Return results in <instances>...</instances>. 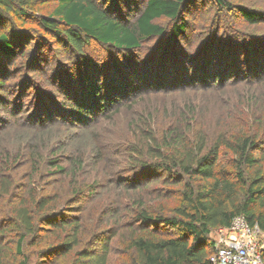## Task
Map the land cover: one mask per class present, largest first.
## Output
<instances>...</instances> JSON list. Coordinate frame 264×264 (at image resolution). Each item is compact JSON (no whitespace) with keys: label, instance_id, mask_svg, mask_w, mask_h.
Returning a JSON list of instances; mask_svg holds the SVG:
<instances>
[{"label":"trees","instance_id":"trees-1","mask_svg":"<svg viewBox=\"0 0 264 264\" xmlns=\"http://www.w3.org/2000/svg\"><path fill=\"white\" fill-rule=\"evenodd\" d=\"M17 1L27 0H0V22L15 11ZM195 1L145 0L137 10L139 4L134 0H104L109 3L105 7L94 0H58L53 17L41 20L51 40L11 24L7 33H0V103L4 102L1 93L10 69L8 61L13 64L17 56L24 59L16 69L28 75L29 70L48 65L46 49L53 53L56 46L67 51L58 65L56 83L63 98L55 106L56 115L80 123L129 95L152 89L207 88L230 79H263L264 38L260 35L240 32L222 22L215 27L210 23L196 34V49L186 48L192 30L186 15ZM215 2L227 11L235 6L251 23L262 19V12L225 0ZM135 12L133 19L125 17ZM155 39L151 55L142 57L143 45ZM25 41L33 42V47L28 50ZM93 41L114 50L117 61L88 57L85 51ZM26 74L24 84L29 83ZM179 121L169 125L161 138L152 136L144 159L137 160L144 181L162 184L161 195H175L179 204L173 215L137 204L132 219L136 234L129 241L134 253L131 264H213L210 232L229 226L237 216L264 231V148L260 140L244 132L209 134L198 114ZM226 155L230 156L227 163ZM51 163L56 171L65 170ZM82 187L76 195L93 194L89 184ZM24 199L17 197L12 227L0 229V264H26L22 248L29 236L32 245L45 243L39 256L46 263L63 264L61 260L71 257V264H107L109 240L117 234L112 227L117 211L112 209L107 216L102 213L101 222L87 226L81 215L48 210L55 203L53 194L38 201ZM33 205L37 211L32 215ZM104 222L111 225L101 229ZM12 230H17L14 251L3 240ZM260 254L264 262V247Z\"/></svg>","mask_w":264,"mask_h":264},{"label":"rangeland","instance_id":"rangeland-1","mask_svg":"<svg viewBox=\"0 0 264 264\" xmlns=\"http://www.w3.org/2000/svg\"><path fill=\"white\" fill-rule=\"evenodd\" d=\"M94 1L98 6L109 4L104 0ZM134 1L139 4L137 10L145 2ZM225 1L262 12V19L251 23L241 17L235 6L227 11L221 9L215 0H196L186 15L188 26L192 28L186 48L196 49V34L210 23L215 27L222 22L240 32L264 38V0ZM57 2H15V11L6 14V19L0 22V33H7L13 24L43 39H53L41 25V20L53 17L51 12ZM133 6L127 12H131ZM136 13H126L125 17L133 19ZM156 22L167 24L162 19ZM156 41L143 45L142 57L151 55ZM25 42L28 50L33 47V42ZM90 44L85 52L91 59L117 61L111 48L94 41ZM55 48L53 53L46 49L50 52L48 65L41 64L38 70H29L28 75L16 69L24 59L17 56L12 59L13 64L11 60L7 63L10 69L4 77L1 93L4 102L0 103V229L8 230L14 224L17 197L38 201L53 194L55 203L48 210L81 215L87 226L97 225L102 220V213L107 216L114 209L117 213L112 219V227L117 234L109 240L107 264H131L134 253L129 241L136 234L132 219L137 204H147L156 213L166 215H173V208L179 204L177 196L161 195L162 184L144 181L137 167V160L144 159L143 154L152 136L159 139L169 125L177 124L179 119L188 121L198 114L210 130L209 134L244 132L257 137L264 148V78L230 79L220 86L215 84L207 88L195 85L173 90L152 89L129 95L80 123L56 115L63 98L56 83L60 75L58 65L67 51L65 47ZM24 74L29 83L24 84ZM228 157L224 156L225 163ZM51 161L65 170L56 171ZM245 172L246 175L250 173L248 169ZM82 184H89L93 194L88 196L83 192L76 195L77 190L83 189ZM31 210L32 215L36 214L37 207L33 205ZM110 225L104 222L100 227ZM16 233L17 230H12L3 239L7 240V247L12 251ZM210 236L216 237L214 229ZM258 239L264 243V231ZM30 240V236L25 240L24 257L20 260L26 264H49L39 256L45 243L32 245ZM51 241L47 240V244ZM71 260L70 257L60 262L71 264ZM13 264L18 262L13 261Z\"/></svg>","mask_w":264,"mask_h":264},{"label":"built area","instance_id":"built-area-1","mask_svg":"<svg viewBox=\"0 0 264 264\" xmlns=\"http://www.w3.org/2000/svg\"><path fill=\"white\" fill-rule=\"evenodd\" d=\"M213 264H263L260 250L261 234L257 224L250 225L244 216L235 217L227 227L214 229Z\"/></svg>","mask_w":264,"mask_h":264}]
</instances>
